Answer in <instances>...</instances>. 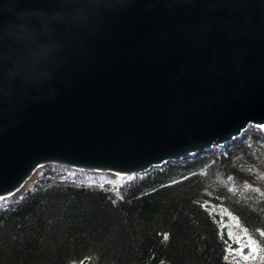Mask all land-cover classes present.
I'll return each mask as SVG.
<instances>
[{"label": "water", "instance_id": "1", "mask_svg": "<svg viewBox=\"0 0 264 264\" xmlns=\"http://www.w3.org/2000/svg\"><path fill=\"white\" fill-rule=\"evenodd\" d=\"M41 13L62 46L35 73ZM262 124L264 0H0V206L40 170L146 173Z\"/></svg>", "mask_w": 264, "mask_h": 264}, {"label": "trees", "instance_id": "2", "mask_svg": "<svg viewBox=\"0 0 264 264\" xmlns=\"http://www.w3.org/2000/svg\"><path fill=\"white\" fill-rule=\"evenodd\" d=\"M247 133L118 183L42 171L0 207V264H264V128Z\"/></svg>", "mask_w": 264, "mask_h": 264}, {"label": "clouds", "instance_id": "3", "mask_svg": "<svg viewBox=\"0 0 264 264\" xmlns=\"http://www.w3.org/2000/svg\"><path fill=\"white\" fill-rule=\"evenodd\" d=\"M56 20L47 14H39V27L24 25L25 35L22 43L28 51L32 71L42 72L51 58L61 49V43L55 37Z\"/></svg>", "mask_w": 264, "mask_h": 264}, {"label": "bare ground", "instance_id": "4", "mask_svg": "<svg viewBox=\"0 0 264 264\" xmlns=\"http://www.w3.org/2000/svg\"><path fill=\"white\" fill-rule=\"evenodd\" d=\"M61 169H67V170H71L70 168H63L61 167ZM38 172V171H37ZM36 173L32 174L29 178V180H27V182L24 184L23 188L27 185V183L33 179V175H35ZM76 174L78 176H82V177H93L95 179H102V178H110V179H115L117 177V173L115 172H107V171H101V170H97V171H87L81 168H76ZM22 188V189H23Z\"/></svg>", "mask_w": 264, "mask_h": 264}, {"label": "rangeland", "instance_id": "5", "mask_svg": "<svg viewBox=\"0 0 264 264\" xmlns=\"http://www.w3.org/2000/svg\"><path fill=\"white\" fill-rule=\"evenodd\" d=\"M251 131H252V130H251ZM251 131H250V132H251ZM250 132H249V133H250ZM249 133H247V134H249ZM246 136H248V135H246ZM239 141H240V140H239ZM229 146H232V144H231V145H229ZM68 172L71 174V176H73V175H72V173H73V172H70V170H69ZM31 182H32V181H31ZM32 184H33V182L31 183V185H30V186H27V187H29V188L27 189V191H26V192H28V191H29V190L32 188V186H33ZM245 189H246V187H245ZM26 192H25L23 195H25V194H26ZM21 196H22V195H21ZM21 196H19V197H21ZM18 199H19V198H18Z\"/></svg>", "mask_w": 264, "mask_h": 264}]
</instances>
